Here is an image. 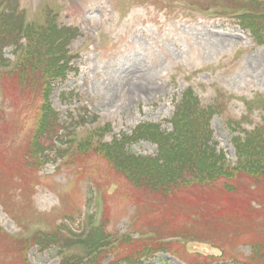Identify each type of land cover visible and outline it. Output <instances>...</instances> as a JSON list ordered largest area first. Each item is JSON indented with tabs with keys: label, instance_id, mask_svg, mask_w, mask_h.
Here are the masks:
<instances>
[{
	"label": "rangeland",
	"instance_id": "obj_1",
	"mask_svg": "<svg viewBox=\"0 0 264 264\" xmlns=\"http://www.w3.org/2000/svg\"><path fill=\"white\" fill-rule=\"evenodd\" d=\"M208 1L19 0L21 10L30 19L42 23L43 12L50 7L57 10L61 26L80 30L70 46L78 72L57 85L52 96L62 118L67 121L71 113L79 123L73 125V134L67 139L70 155L51 154L50 162L38 173L36 167H27L23 158L11 150L20 145L27 147L30 142L41 113V96L25 99L18 90L16 76L0 81V115L5 117L0 120V138L7 140L5 145L0 141V181L4 183L0 185V228L4 231L0 232V264H27L9 236L28 240L36 231L63 238L80 236L104 209L110 211L108 231L116 235L130 232L135 219L134 229L155 232L163 228L168 230L162 235L170 236L173 231L185 229V225H193L189 229L205 235L206 224L196 222L192 214L206 210L209 199L204 195L211 187L178 190L172 198L177 203L173 208L161 195L134 186L96 153L78 154L72 150L74 140H82L107 124L113 129L107 141L121 134L130 135L145 122L163 123V128L172 130L167 120L174 113L173 98H181L192 89L204 107L220 105L211 129L228 158L236 161L231 141L235 132L229 123L237 121L243 133L264 123L260 107L251 102L264 99V45H257L236 20L205 10ZM234 21L237 25L232 24ZM13 54V48L6 50L7 58L15 61ZM63 93H67L66 98L61 97ZM245 101L251 103L248 108ZM79 117L85 118L83 124ZM130 151L139 155L157 153L148 142L134 144ZM211 232L215 235L208 241L218 245L224 256L209 244H190L189 251L201 255L185 254L183 248L178 252L179 259L160 253L144 264L247 263L250 249L256 252L251 246L264 237V214L245 221V225L239 218L233 229L230 224L220 225ZM135 247L119 242L104 260L109 263L130 255ZM262 248L258 245V257L264 252ZM25 253L29 264H59L57 247L42 251L35 246ZM258 260L261 262L255 264L264 262Z\"/></svg>",
	"mask_w": 264,
	"mask_h": 264
},
{
	"label": "trees",
	"instance_id": "obj_2",
	"mask_svg": "<svg viewBox=\"0 0 264 264\" xmlns=\"http://www.w3.org/2000/svg\"><path fill=\"white\" fill-rule=\"evenodd\" d=\"M16 2L0 0V81L16 76L18 90L25 99L32 100V96L36 95L42 97L41 113L27 147L16 146L15 153L14 149H10L13 155L23 158L27 167H36L39 172L49 162V152L57 150V140L64 137L60 131L66 130L65 135L68 137L71 128V125L60 124L59 113L52 107L51 94L56 84L66 81L73 70L71 62L75 56L70 53L69 46L79 36V29L60 26L57 10L50 7L44 10L42 23L28 21L26 13L19 11ZM208 7L239 15L257 41L264 44V0H212ZM9 47H14L15 61L6 57L5 49ZM252 104L264 106V100L257 99ZM213 109L214 106L202 107L199 97L192 89H188L176 104L172 132H163L158 126L144 124L132 136L105 143L102 138L110 131L108 126L99 129L100 133L87 135L73 149L79 154L96 152L133 181L136 187L161 195L164 202L170 203L178 190L195 186L207 190L206 187H211L214 191L210 188L208 194L204 195L209 199L206 210L198 209L192 214L196 222L206 224L205 235L195 233L196 237L187 234L191 238L208 241L209 237L215 235L211 230L216 231L220 225L230 224L233 229L239 218L245 225V221L257 220L264 214V123L233 137L237 150V162L233 163L223 150L217 149L218 144L213 141L210 128ZM95 136L99 137L97 141ZM142 139L157 144L156 156L128 152L126 146L129 143ZM0 141L3 145L7 144L5 138H0ZM239 178H243L242 182H238ZM226 180L234 183L220 182ZM0 185H4L3 180ZM9 240H13L17 253L24 256L27 264L25 252L31 246L39 245L44 250L59 245L60 264H103V257L111 247L115 248L119 242H134L128 237L118 239L109 234L105 221L92 226L83 236L72 239L40 232L32 239L18 240L11 237ZM138 242L133 253L114 258L111 264H140L143 258L149 260L159 252L172 250L170 244L153 242L151 238ZM260 244L264 250V237L259 238V244L251 246L256 252L247 263L234 260L235 263L261 262L258 258L264 259V252L260 257L257 256ZM74 248L79 251H71Z\"/></svg>",
	"mask_w": 264,
	"mask_h": 264
}]
</instances>
